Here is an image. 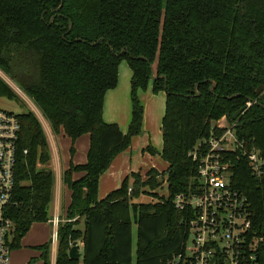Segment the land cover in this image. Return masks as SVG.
<instances>
[{
    "label": "trees",
    "instance_id": "1",
    "mask_svg": "<svg viewBox=\"0 0 264 264\" xmlns=\"http://www.w3.org/2000/svg\"><path fill=\"white\" fill-rule=\"evenodd\" d=\"M123 60L131 70L126 133L103 120L104 96L116 87ZM0 70L55 134L69 137L71 153L77 138L89 136L85 162H70L62 173L70 203L57 224L55 264H133V224L134 264H165L183 253L192 211L176 209L173 197L194 191L196 163L189 153L218 120L237 121L239 137L264 157V0H0ZM149 83L152 93H165L159 155L167 168L131 172L98 199L100 176L142 132L138 92ZM0 96L15 97L1 78ZM16 115L14 188L6 210L11 250L32 224L49 220L54 184L40 121L31 110ZM164 182L167 195L159 201L134 202ZM231 184L248 199L251 234L263 232L264 185L245 159L234 161ZM78 241L81 260L68 255ZM50 245L51 238L36 247L43 264Z\"/></svg>",
    "mask_w": 264,
    "mask_h": 264
},
{
    "label": "built area",
    "instance_id": "2",
    "mask_svg": "<svg viewBox=\"0 0 264 264\" xmlns=\"http://www.w3.org/2000/svg\"><path fill=\"white\" fill-rule=\"evenodd\" d=\"M218 122L189 153L196 163L195 189L173 197L176 209L192 211L188 240L184 252L165 264H264V231L251 234L248 199L231 184L233 163L241 158L264 185V157L239 137L237 121ZM18 133L17 115L0 109V264H10L13 236L6 210L13 195ZM59 221L51 219L54 227ZM56 241L54 230L51 242Z\"/></svg>",
    "mask_w": 264,
    "mask_h": 264
},
{
    "label": "crops",
    "instance_id": "3",
    "mask_svg": "<svg viewBox=\"0 0 264 264\" xmlns=\"http://www.w3.org/2000/svg\"><path fill=\"white\" fill-rule=\"evenodd\" d=\"M126 64L122 62L120 63L119 68H118L117 85L115 88L110 89L106 92L104 96V102H103V120L107 123L118 124L122 133H124L125 132L124 129L128 127L130 116H131V101H130L131 70L128 67V64L127 65ZM149 86L150 88L144 93L143 96H142L143 92L141 91L138 92V94L141 92L139 94L140 102H141L142 97L147 98V103L142 104L141 102L144 108L143 119H142V133L145 132V130L148 127L147 125L148 120H155L159 117L158 131H159L160 145L158 148L159 150L157 152L159 154L161 147H162L161 119L164 114V108H165V93L163 91H160L157 94H154L151 91V83H149ZM37 114L38 115H36V117L40 121L44 134H46L45 135L46 140L48 142V147H49V152H50V161H49L50 165L49 166L53 172L54 184H53L52 200L50 202L52 203L51 213L49 214L50 218L47 222L34 223V224H44V226L50 227L51 234H52L54 230H57V227H54L52 225L51 219L53 217H57L60 220H64L65 214H66L65 213L66 208L68 207L70 203V190L62 182V173L64 170L68 168L70 159H72V163L74 164H80V163L85 162L87 151L89 148V136L87 134H84L75 140L74 142L75 149H74V154L72 157H69L68 155H66V152L63 146H62L63 150H62V153H60L61 154L60 155L59 152H61V150H60L59 142L62 140L65 143L64 137H66V135L64 134L62 130H60L59 133L55 134L52 131L49 122L46 121L44 117H42V115H39V112ZM149 117H151V119H149ZM148 135H149V132L147 134V141L149 143L150 140L148 139L149 137ZM54 137L57 139L55 140ZM147 146H150V144H147L146 147ZM128 154L130 155V157H132L129 152L128 153L126 152V150L120 152L117 156L114 157L109 168L100 176L99 184H98V199L103 198L102 195L105 191H107V193H105L107 195L112 189L114 190L118 188L119 183L124 178L122 180L120 179L121 181L120 180L115 181L113 180V176L117 174L121 169H122V173H124L123 169L125 167V164H128L127 166L129 167V171H130L132 167V161L130 164V158L128 157L129 156ZM53 159L55 160L54 166L52 164ZM166 168H167V165L165 169ZM113 172L114 174H112ZM131 172H133V170ZM80 175H81L80 173H75L73 177L78 178ZM34 224H32L31 227ZM41 226L42 225H40V227H36L37 231H39L38 233L31 234V229H29L30 231H28L21 238L20 247L13 249L14 252L15 251L19 252L18 258L14 259V262H11L12 261L11 260L10 264H28L29 263V262H26L27 256L25 253V248L23 247L25 246V240L27 239L29 234H31L30 239L33 240L34 242V244L31 245V247L33 248H36L37 246L42 245L43 243L48 241L49 235L46 232L42 233ZM80 228L82 229L83 227H80ZM134 232L136 234V226H135V231H133V227H132V239L134 237ZM50 238H51V235H50ZM77 247H78V253L80 255L79 259L81 260L82 254H83V243L81 241H78ZM35 251L40 256L41 251L39 249ZM56 252H57V241L54 243L51 242L48 264H55ZM32 258H36V257H32ZM134 259H135V255L132 254V261H134ZM38 260H40L39 261L40 264H43V261L40 258Z\"/></svg>",
    "mask_w": 264,
    "mask_h": 264
},
{
    "label": "rangeland",
    "instance_id": "4",
    "mask_svg": "<svg viewBox=\"0 0 264 264\" xmlns=\"http://www.w3.org/2000/svg\"><path fill=\"white\" fill-rule=\"evenodd\" d=\"M122 63L126 64V61L123 60ZM0 78L3 79L10 86V88L13 90V92L15 93V97L12 99L6 98L5 96H0V109L6 110L9 112H13L14 114H18V113L23 112V111L31 110L35 115H38L37 114L38 112H39V115H42L41 112L39 111V109L37 108V106L32 101V99L30 97H28L26 94H24L1 70H0ZM149 88H150V86L148 84L147 88L145 90L141 91V92H143L142 96L144 95V93ZM139 94H138V98L140 100ZM141 102H142V104L147 103V98L142 97ZM143 111H144V108H143ZM149 119H151V117H149ZM218 123L225 124L226 120L221 119V120H219ZM158 124H159V117L155 120H148V122H147L148 127L145 130V132H143V133L141 132L142 134L135 135L131 138L130 146L126 149V152L127 153L129 152L132 156V157H130V155L128 154L129 155L128 157L130 158V164L132 161V167L129 171V167L127 166L128 164H125V167L123 169L124 173H122V169H121L117 174H115L113 176V180H115V181L120 180V179L122 180L124 178V176L129 175L132 170H133V172H139L141 176H144L145 172L151 166L156 168L160 172L165 170L167 163L157 153L159 150L158 149L159 145H160ZM124 130H125L124 133H126L127 128H125ZM148 132H149L148 139L150 140L149 143L147 141ZM56 139L57 138H55V140ZM64 139H65V143L62 140L59 142L60 143V150H61V152H59V154L62 153V150H63L62 146H63V148L65 149L66 155H68L69 157H72L74 154V149H75L74 143H73V153H71V146H72L71 141L69 140V138L67 136L64 137ZM147 144H150V146H152V148L155 151L154 154H151L148 150H146ZM79 147H80V145H79ZM68 153H70V154H68ZM70 162H72V159H70ZM54 163H55V160L53 159V162H52L53 166H54ZM126 163H127V161H126ZM49 165L50 164L48 163V167L50 168ZM112 174H114V172ZM129 182H130V178H129ZM121 183H122V181L119 183L118 187L121 185ZM105 193H107V191H105L103 193V195H102L103 197L106 195ZM154 194H156L157 196H154ZM166 195H167L166 183L164 182L162 184V186L161 185L158 186L154 190H151V192H149L148 194L147 193L141 194L138 198H136L134 200V202L154 203V202L159 201V198H158L159 196H166ZM49 205H50V207L48 208V210H49L48 212L50 214L52 203H50ZM64 220H65V218H64ZM40 225H42L41 226L42 227V233L46 232L49 235V238H48V241H49L50 235H51V229H50V227L44 226V224H34L30 228L31 234L38 233L39 231H37L36 227H40ZM82 225L83 224L80 221L78 223V227L79 228L83 227ZM132 227H133V231H135V224H133ZM31 234L28 235L27 239L25 240V246H23L25 248V253L27 256L26 262H29L31 259H34L30 264H40V262H39L40 260H38L39 258H37V257H39V254L35 251L37 249L31 247V245L34 244L33 240L30 239ZM48 241H46V242H48ZM135 249H136V237H135V232H134L133 243H132V254H134V255H135ZM18 255H19L18 251L14 252V250H11L10 261L12 260L11 262H14V259H17ZM32 257H36V258H32ZM133 264H134V261H133Z\"/></svg>",
    "mask_w": 264,
    "mask_h": 264
},
{
    "label": "water",
    "instance_id": "5",
    "mask_svg": "<svg viewBox=\"0 0 264 264\" xmlns=\"http://www.w3.org/2000/svg\"><path fill=\"white\" fill-rule=\"evenodd\" d=\"M52 19H50V21H51ZM70 27H71V24H69V28H68V31H69V29H70ZM77 40H79V39H77ZM150 72H151V80H153V79H155V76H154V70H153V67L150 65ZM165 78V77H164ZM210 91H212V89H213V81L212 80H210ZM262 88H263V86L262 85H260L257 89H256V92L257 93H259L261 90H262ZM195 91H196V85H195ZM250 102H252L251 100H249ZM68 255H69V257L70 258H73V259H78L79 258V253H78V247H77V245H72L71 247H70V249H69V251H68Z\"/></svg>",
    "mask_w": 264,
    "mask_h": 264
}]
</instances>
